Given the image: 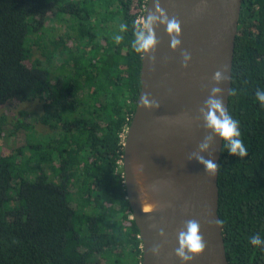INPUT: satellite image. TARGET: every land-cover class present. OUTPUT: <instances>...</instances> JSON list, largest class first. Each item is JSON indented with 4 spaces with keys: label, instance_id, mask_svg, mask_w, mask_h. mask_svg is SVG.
I'll return each instance as SVG.
<instances>
[{
    "label": "trees",
    "instance_id": "1",
    "mask_svg": "<svg viewBox=\"0 0 264 264\" xmlns=\"http://www.w3.org/2000/svg\"><path fill=\"white\" fill-rule=\"evenodd\" d=\"M148 1L0 0V142L25 134L11 152L0 149V264H142L125 135L142 87L132 34ZM257 89H264V0H243L228 111L248 155L223 149L219 162L229 264H264V250L249 243L264 238ZM37 99L38 116L21 110L10 121L4 112L12 101Z\"/></svg>",
    "mask_w": 264,
    "mask_h": 264
},
{
    "label": "water",
    "instance_id": "2",
    "mask_svg": "<svg viewBox=\"0 0 264 264\" xmlns=\"http://www.w3.org/2000/svg\"><path fill=\"white\" fill-rule=\"evenodd\" d=\"M159 2L169 18H175L180 22L181 46L175 51L171 50L170 38L165 29L157 28L156 36L159 43L154 53L155 62L143 56L142 87L129 130L140 113L148 114L152 111L140 105V99L144 95L159 103L164 119H171V114L164 111L168 105L164 100L162 103L159 102L158 92L165 72L177 74L180 78L178 84L184 92L181 103L188 109V115L178 127L187 132L184 145H180L183 153H177L180 146H176L177 149L172 153L180 157L179 166L185 174V179L182 189L169 205L149 212H143L133 204L126 181L133 218L143 242L142 264H183L175 254L178 247L177 232L188 220L199 222L206 245L204 252L193 257L190 264H229L222 223L216 224L217 220L221 221L219 169L215 176H209L202 165L189 157L193 154L203 155L205 158L214 159L219 165L222 155L220 139H215L207 152H199V144L208 134L204 128L201 110L205 109V102L213 87L222 89L221 98L227 110L229 108L236 38L243 0H159ZM154 3L155 0L148 1L146 14L148 11H154ZM185 52L191 56L187 67L183 66ZM217 71H221L226 77L219 84L213 80V75ZM153 115L155 114L151 113L150 116ZM161 230L164 236L160 235ZM154 246L160 247L158 256L152 253Z\"/></svg>",
    "mask_w": 264,
    "mask_h": 264
},
{
    "label": "bare ground",
    "instance_id": "3",
    "mask_svg": "<svg viewBox=\"0 0 264 264\" xmlns=\"http://www.w3.org/2000/svg\"><path fill=\"white\" fill-rule=\"evenodd\" d=\"M179 79L177 74L165 72L158 92L159 102L164 100L168 105L164 111L171 114V119H164L159 107L148 114L140 113L129 130L126 181L133 204L143 212L169 205L184 183L180 157L172 153L176 146L184 145L187 132L178 127L188 115V109L181 103L184 92ZM151 113L155 115L150 116ZM177 153H183L182 146ZM149 206H153L151 210Z\"/></svg>",
    "mask_w": 264,
    "mask_h": 264
},
{
    "label": "clouds",
    "instance_id": "4",
    "mask_svg": "<svg viewBox=\"0 0 264 264\" xmlns=\"http://www.w3.org/2000/svg\"><path fill=\"white\" fill-rule=\"evenodd\" d=\"M158 27H163L170 38V48L175 51L181 46V25L175 18H169L164 9L161 7L159 0H155L154 11L147 12L142 16L139 23L135 25L133 31V39L131 41L132 50L141 55L147 56L150 61L155 62L154 53L158 45L156 30ZM121 33L128 30L127 23H121L119 26ZM122 36L117 34L114 40L119 43ZM191 60V56L185 52L183 53V66L187 67ZM226 79L221 71H217L213 75V80L219 84ZM222 89L213 87L208 99L205 102V109H202L204 128L208 133L205 135L203 142L199 144V152H207L215 139H220L222 142V149H227L229 155L238 156L241 159L248 155V148L246 147L240 130L239 121L233 118L225 107L224 101L221 98ZM255 99L264 106V89H257L255 91ZM140 105L144 109L153 110L159 108V103L151 100L148 95H144L140 99ZM189 159H195L203 166L204 171L209 176H215L219 165L212 158H205L203 155L193 154ZM149 206V210H151ZM222 222L217 220L216 224ZM161 236L164 232L161 230ZM178 247L175 250L176 256L183 262V264H190L193 257L202 254L205 250V242L201 235L200 224L195 220H188L183 227L177 232ZM249 243L255 247L264 250V238L259 234H254L249 237ZM153 255L158 256L160 247L154 246L152 248Z\"/></svg>",
    "mask_w": 264,
    "mask_h": 264
},
{
    "label": "rangeland",
    "instance_id": "5",
    "mask_svg": "<svg viewBox=\"0 0 264 264\" xmlns=\"http://www.w3.org/2000/svg\"><path fill=\"white\" fill-rule=\"evenodd\" d=\"M54 26H55V24H54ZM21 110H26V111L30 112L31 114H33V116H35V115L38 116L42 112V101L39 99L33 100V101H28L25 103H17L15 101H12L7 105L4 112L9 114L8 117H9V120L11 121V120H14L15 118H17L19 116V113ZM37 128L41 133L45 134V136H48L50 134L49 132H47V128L41 126V124H38ZM128 133H129V128L127 129V132L125 135L126 140L128 137ZM19 135H20L19 139L17 137L12 139L10 137L5 136L0 142V149L6 153H9L17 145H19V144L22 145L24 143V140H25V138H24L25 134L22 131V133ZM126 140H125V143H126Z\"/></svg>",
    "mask_w": 264,
    "mask_h": 264
}]
</instances>
